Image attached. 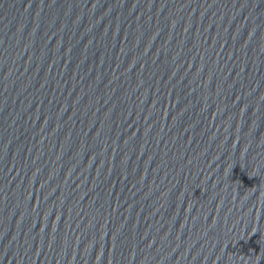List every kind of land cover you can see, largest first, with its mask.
Wrapping results in <instances>:
<instances>
[{
    "label": "water",
    "instance_id": "obj_1",
    "mask_svg": "<svg viewBox=\"0 0 264 264\" xmlns=\"http://www.w3.org/2000/svg\"><path fill=\"white\" fill-rule=\"evenodd\" d=\"M0 264H264V0H0Z\"/></svg>",
    "mask_w": 264,
    "mask_h": 264
}]
</instances>
